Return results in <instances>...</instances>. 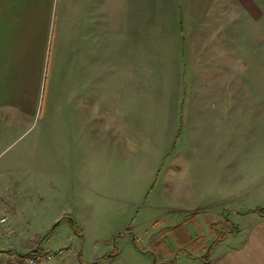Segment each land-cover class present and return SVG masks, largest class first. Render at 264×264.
Here are the masks:
<instances>
[{"label":"rangeland","instance_id":"obj_1","mask_svg":"<svg viewBox=\"0 0 264 264\" xmlns=\"http://www.w3.org/2000/svg\"><path fill=\"white\" fill-rule=\"evenodd\" d=\"M115 1L98 76L75 60L74 21L91 35L76 8L91 0H60L67 27L58 43V12L38 109L0 106L5 257L40 246L55 264H189L264 210V0ZM79 92L121 97L119 118L139 129L132 143L99 138ZM75 217L88 241L72 239Z\"/></svg>","mask_w":264,"mask_h":264},{"label":"crops","instance_id":"obj_2","mask_svg":"<svg viewBox=\"0 0 264 264\" xmlns=\"http://www.w3.org/2000/svg\"><path fill=\"white\" fill-rule=\"evenodd\" d=\"M59 1L0 0V106L12 105V107L29 110L31 113H35L38 109L39 101L44 92L45 71L50 69L58 12H60V20L62 21L57 34L58 43L61 41L62 33L67 27L62 16V6L58 4ZM251 1L262 5L260 0ZM234 2L236 3V0ZM231 3L233 2L231 1ZM90 5L89 12L87 3L76 8L77 12L79 9L84 8L83 11L87 17L89 14L91 21L86 26L90 28L91 35L88 37L87 31L85 33L82 32L84 23L81 20L74 21L75 60H78V64H80L79 66L82 69H88L89 64L90 69H93V71L95 69V73L98 76L99 38L102 36L101 30L109 38L114 34L116 1L91 0ZM128 13L127 18L130 19L131 11H128ZM139 17L135 15L134 18L139 19ZM123 20H125V17ZM123 34L128 38L132 37L135 35V30L127 24ZM81 35H85V37L79 39ZM81 39L85 40L83 44L88 43V45L86 44L87 47L84 48V45L80 44L79 47L76 45V41L82 44ZM86 53L91 57L89 60ZM84 60L87 61L84 63ZM107 63H109V60L106 61ZM25 85H29V88H26ZM75 96L74 104L80 114L87 111V108L92 109L91 113L94 115L91 116L90 125L92 126V131L99 134H97L99 138H107V141L113 138L114 141L121 143H132L131 133L137 132L139 129H137L138 126L132 127L128 124V121L126 122L125 119L119 118L118 114L120 113L118 112L120 110L116 101L118 102L121 97L109 92H79ZM130 99L128 98V100ZM81 119L82 117L80 116ZM92 161L98 166L107 162L103 158H94ZM173 176H175V172ZM91 186L95 189L92 190L95 194L99 195L101 193L96 185L93 187L92 182ZM183 189L181 190L184 192ZM199 210L201 209L198 207L189 211L195 213ZM182 211L184 210H176V212ZM241 216L247 215L241 214ZM259 216L260 218L256 220L255 225L251 226L247 231L241 227L231 229V232L226 234L225 238L213 248L209 258L206 257L207 255L202 257L191 256L188 257L190 260L189 264H264V215L259 214ZM75 219L77 220L75 217L73 221L78 224L77 227L81 229L82 234L79 237L77 234L71 236L72 239L80 240V238H83L88 241L91 238L90 232L83 224L79 225ZM66 225L68 227V224ZM129 233L127 232L126 234ZM37 249H40L43 253L50 252L43 250L40 246H37ZM54 258L53 254L52 264H55L53 262Z\"/></svg>","mask_w":264,"mask_h":264},{"label":"built area","instance_id":"obj_3","mask_svg":"<svg viewBox=\"0 0 264 264\" xmlns=\"http://www.w3.org/2000/svg\"><path fill=\"white\" fill-rule=\"evenodd\" d=\"M14 231L9 224V217H0V264H52V252L32 253L40 249H34L32 252L25 255H17L16 257H5L4 253L7 252L3 249V245L8 237ZM12 255L15 254L13 250L9 251Z\"/></svg>","mask_w":264,"mask_h":264},{"label":"trees","instance_id":"obj_4","mask_svg":"<svg viewBox=\"0 0 264 264\" xmlns=\"http://www.w3.org/2000/svg\"><path fill=\"white\" fill-rule=\"evenodd\" d=\"M257 211H258L260 214H263V215H264V210H263V209H257ZM225 236H226L225 233H221V234L218 236L217 240L212 244V246H211V250H212V248H215V246H217V244H218L219 242H221V241L225 238ZM211 250H210V252H209V255H210V253H211ZM40 252H41V250H37V251H33L32 253H40ZM209 255H207L206 257L209 258ZM208 258H206V259H208ZM173 264H177V262H175V263H173Z\"/></svg>","mask_w":264,"mask_h":264}]
</instances>
